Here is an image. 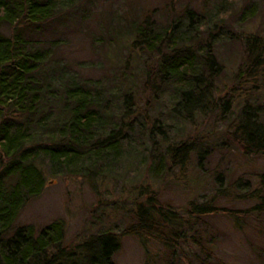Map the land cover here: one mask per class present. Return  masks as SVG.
I'll return each instance as SVG.
<instances>
[{
    "label": "trees",
    "instance_id": "16d2710c",
    "mask_svg": "<svg viewBox=\"0 0 264 264\" xmlns=\"http://www.w3.org/2000/svg\"><path fill=\"white\" fill-rule=\"evenodd\" d=\"M76 6V0H0V264H114L124 236L142 241L145 264L155 260L146 242L161 246L166 262L175 264L185 247H196L198 257L212 253L206 245L212 231L199 226L205 216L223 211L238 229L251 220H264V173L253 189L246 187L247 180L233 182L240 193L232 197L255 202L249 207H219L217 200L230 195L218 188L209 200L190 203L184 218L160 202V190L151 185L167 183L173 169H182L194 150L199 158L204 155L199 138L169 142L168 136L171 129L184 131L183 125L209 112L218 111L221 120L233 113L226 131L230 139L246 154L264 155V101L255 95L264 91V39L242 38L243 58L229 93L221 95L218 86L223 70L216 47L227 38L220 23L230 14L231 1L225 0L206 18L195 19L194 11L185 9L189 22L184 28L172 14L166 15V26L156 24L153 11L133 15L118 31V38L126 39L123 67L130 73L120 88L110 90L112 99L102 88L56 77L47 69L56 46L47 33L57 34L58 27L74 17L70 15ZM131 60L141 68L131 70ZM240 93L245 95L241 105L235 101ZM151 97L164 102V122L147 113ZM139 98H145L142 108ZM132 115L141 120H130ZM137 129L145 141L135 137ZM124 159H139L147 178L130 188V204L123 206L127 225L120 233L105 229L70 245L62 219L38 231L33 225L16 226L27 202L44 189L43 168L54 177L81 176L93 183Z\"/></svg>",
    "mask_w": 264,
    "mask_h": 264
},
{
    "label": "rangeland",
    "instance_id": "374dc122",
    "mask_svg": "<svg viewBox=\"0 0 264 264\" xmlns=\"http://www.w3.org/2000/svg\"><path fill=\"white\" fill-rule=\"evenodd\" d=\"M228 1L232 3L231 12L220 23L227 38L216 47L223 70L218 80L221 95L229 93L234 74L243 58L242 38L245 35H256L264 39L263 1ZM224 2L225 0H76V12L70 15L74 17L59 26L57 34L47 33L49 43L54 41L56 45L47 69L55 71L56 77L75 79L92 89L102 88L105 95L111 98L110 90L120 88L125 82L123 76L130 73V70L123 67L128 54L123 47L126 39L125 36L118 38V31L119 28L120 31L123 30L133 15L153 11L156 24L166 26L169 22L166 15L172 14L173 18L181 20L180 26L184 28L189 22L183 13L185 9L194 11L195 19L200 15L206 18L210 12L222 8ZM251 12L253 16L243 21ZM4 31L9 33L10 29ZM206 37L203 34V38ZM140 66L141 63L131 60V70L136 71V67L141 68ZM260 92H255V95L263 102L264 91ZM240 94H236L235 101L241 105L245 101V95ZM144 99H136L140 108L145 103ZM151 100L147 113L164 122L167 118L164 102L154 97ZM234 112L238 113V108ZM233 117V113H230L226 119L221 120L218 111L209 112L183 125L184 131L173 128L169 132V142L199 138L202 147L199 149L204 151V155L199 158L198 150H194L182 169H173L167 177V183H151L153 189L160 190V202L171 205L183 218L188 216L190 203L200 204L209 200L218 188L227 189L230 195L217 200L219 207L245 209L255 203L232 197L235 193H240V190L232 186L235 180H247L249 182L246 187L253 189L258 185V175L264 173V155L244 153L226 132L228 122ZM130 120L137 123L141 117L132 115ZM139 133L137 129L135 137L145 141V135ZM147 150L148 147L144 148L142 153H148ZM127 161L129 160L124 159L115 171L99 176L93 183L81 176L54 177L43 168L44 189L39 196L27 202L16 226L33 225L38 231L53 220L62 219L66 224L65 242L70 245L105 229H114L120 233L127 225L128 215L123 206L128 207L126 204H130V188L138 182L144 183L147 178L146 173L142 172L143 166L138 164L139 159H134L131 163ZM203 218L205 224L199 226L200 229L212 231V238L207 237L209 243L206 244L212 253L209 256L200 254L198 257L196 247H185L186 252L175 257V264H264L263 218L247 222L242 229L236 228L223 211ZM146 246L150 255L155 257L154 262L149 264H168L161 246L153 242H146ZM146 256L145 246L139 238L124 236L113 257V263L145 264Z\"/></svg>",
    "mask_w": 264,
    "mask_h": 264
}]
</instances>
